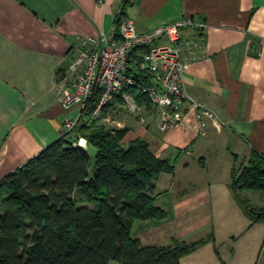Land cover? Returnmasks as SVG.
I'll return each mask as SVG.
<instances>
[{
  "label": "crops",
  "instance_id": "crops-1",
  "mask_svg": "<svg viewBox=\"0 0 264 264\" xmlns=\"http://www.w3.org/2000/svg\"><path fill=\"white\" fill-rule=\"evenodd\" d=\"M119 15L140 32L184 16L206 24L185 86L221 121L208 120L206 136L192 118L188 129L161 131L149 105L142 123L119 103L100 120L110 126L113 118L116 128H129L126 144L144 139L175 165L156 191L167 216L136 221L132 236L163 246L207 239L182 264H264V221L253 222L240 203L264 208V192L232 187L234 165L252 151L264 156V0H0V179L58 140L63 122L79 114L59 103L58 70L82 39L109 33Z\"/></svg>",
  "mask_w": 264,
  "mask_h": 264
},
{
  "label": "trees",
  "instance_id": "trees-1",
  "mask_svg": "<svg viewBox=\"0 0 264 264\" xmlns=\"http://www.w3.org/2000/svg\"><path fill=\"white\" fill-rule=\"evenodd\" d=\"M121 20L119 15L116 23ZM141 52L134 51L127 72L147 82L149 75L136 64ZM99 96L96 89L88 98L74 138L60 137L0 179V264H182L185 254L207 241L143 245L132 236L136 221L167 216L155 204L156 191L175 165L144 139L126 144L129 128L90 118ZM138 100L149 105L143 96ZM80 138L94 155L69 141ZM232 187L264 192V156L252 151L234 165ZM240 203L253 222L264 221V208L245 198Z\"/></svg>",
  "mask_w": 264,
  "mask_h": 264
},
{
  "label": "built area",
  "instance_id": "built-area-1",
  "mask_svg": "<svg viewBox=\"0 0 264 264\" xmlns=\"http://www.w3.org/2000/svg\"><path fill=\"white\" fill-rule=\"evenodd\" d=\"M102 0H100L101 2ZM206 24L193 16H184L172 23L140 32L130 20L115 23L109 33L101 32L81 40V47L66 67L57 73L59 103L65 107L78 106L79 114L63 122L60 137L70 139L79 124L90 95L98 89L99 99L90 118L102 119L104 110L114 113L119 105L127 113L146 122L143 96L158 113L159 129H188L191 118L198 135L206 136L208 120L218 127L220 119L202 102L189 93L184 74L188 64L201 57ZM186 30H192L188 34ZM141 50L138 68L149 75L147 82H139L128 74L135 50ZM106 111V115H107ZM116 126L113 118H107ZM81 139L69 140L87 148Z\"/></svg>",
  "mask_w": 264,
  "mask_h": 264
},
{
  "label": "rangeland",
  "instance_id": "rangeland-1",
  "mask_svg": "<svg viewBox=\"0 0 264 264\" xmlns=\"http://www.w3.org/2000/svg\"><path fill=\"white\" fill-rule=\"evenodd\" d=\"M99 122H100V121H99ZM113 127H116V126H113ZM71 136H72V138H74V137H75V133H74L73 135H71ZM89 153H90L91 155H94V153H95V148H94V147H90V149H89ZM111 264H118V263L115 262V261H112Z\"/></svg>",
  "mask_w": 264,
  "mask_h": 264
},
{
  "label": "water",
  "instance_id": "water-1",
  "mask_svg": "<svg viewBox=\"0 0 264 264\" xmlns=\"http://www.w3.org/2000/svg\"><path fill=\"white\" fill-rule=\"evenodd\" d=\"M81 144L82 145L86 144V140L85 139H81Z\"/></svg>",
  "mask_w": 264,
  "mask_h": 264
}]
</instances>
